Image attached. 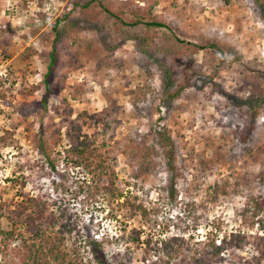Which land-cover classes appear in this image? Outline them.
<instances>
[{
	"label": "rangeland",
	"instance_id": "374dc122",
	"mask_svg": "<svg viewBox=\"0 0 264 264\" xmlns=\"http://www.w3.org/2000/svg\"><path fill=\"white\" fill-rule=\"evenodd\" d=\"M101 1L116 17L83 9L85 0H0V213L24 193L44 195L69 243L87 256L96 240L108 264H264V227L240 215L251 189L264 198V102L251 105L264 92V0ZM134 15L166 27L126 24ZM56 22L58 53L45 81ZM174 36L217 42L238 60L216 70L213 51L177 49ZM82 140L93 167L106 168L99 189L98 175L66 156ZM143 149L153 165L134 180ZM107 185L125 197L113 199ZM130 193L138 196L131 203ZM140 203L149 214H132ZM0 225L11 229L5 217ZM20 247V239L0 241V264H22Z\"/></svg>",
	"mask_w": 264,
	"mask_h": 264
},
{
	"label": "trees",
	"instance_id": "16d2710c",
	"mask_svg": "<svg viewBox=\"0 0 264 264\" xmlns=\"http://www.w3.org/2000/svg\"><path fill=\"white\" fill-rule=\"evenodd\" d=\"M85 4L81 7L83 9H90L93 6L102 7L103 11L112 17H116L115 13L109 10L106 6L103 5L101 0H85ZM135 19L133 22H126L128 25H136L138 23H144V25L148 27L154 28H162L166 27V25L160 21L155 20L154 18H146L144 16L134 15ZM53 30L55 32V38L53 42V49L51 51V64L49 66L48 72L45 74L44 79L47 81L51 74V67L56 61V54L58 53L57 42L60 39V31L58 29V23L56 22L53 25ZM175 41L177 42V49L180 47H185L193 51V50H207L210 49L213 51V58L210 60L211 66L219 70L226 63L236 62L238 60V55L235 49L228 48L227 51L217 48V42H208L204 45H198L191 41L180 40L176 36H174ZM229 54H233L231 57ZM226 55V56H225ZM231 58V59H230ZM234 60V61H233ZM223 61H226L223 63ZM189 84V79H186L185 85H181L175 90L168 93V100H173L178 97L182 90H184L185 86ZM131 95L136 96L138 91L132 90L130 91ZM256 100H251L253 102L254 109L258 108V101L264 102V92L263 90H259L258 96H255ZM47 101V96L44 97V102ZM80 131V128H78ZM167 131L165 130L163 134H161L162 140L166 141L169 148L165 152L166 164L170 172L175 173V158L173 154V142L170 136L165 135ZM66 156L70 161H74L76 165L81 166L85 165L89 168L92 174L98 175L100 178V173H105L106 168L104 165L100 164L93 167V162L91 158H86L89 154V142L87 141H78L77 144L70 145L69 148L65 150ZM150 151L148 149H143L140 153V158H138L139 165L133 167L132 172L130 173V178L137 180L142 177L145 171L150 169L153 165V159L150 158ZM95 163V162H94ZM117 181L115 173L112 171L111 175ZM114 180V181H115ZM175 181V174L169 183V188L173 192L175 191L173 183ZM102 178L99 179L96 189H99L103 184ZM115 182L111 181V185H114ZM125 187L129 188L134 186V188H140V185L137 182L124 181ZM25 185V181L23 182V186ZM229 185L227 183L224 184L222 193L225 195L229 194L227 187ZM105 189H108L111 192V197L113 199H121L125 197V193L121 191H116L110 185L104 186ZM218 190V187H214V191ZM97 191V190H96ZM215 193L217 194V192ZM95 193V192H94ZM20 202L11 209V206H8V214L5 215L3 212L0 213V220L2 217H5L9 224L11 225V229L9 231H3L0 225V241H4L7 245L12 240L20 239L21 247H20V257L22 264H108L106 257L104 255L102 246L96 240L88 239L87 243L89 246L87 256H84L81 253L80 248L74 242L69 243L67 240V234L70 231L67 229L66 225L61 223V214H57L53 207H55V202L50 201L49 198H45L44 195H35L30 196L27 193L22 194ZM132 199H138V196L130 193L129 198H125L127 202ZM129 200V201H128ZM192 206V204H191ZM133 213L139 214L145 213V215L149 214L148 210L143 206V204L132 205ZM243 218L244 222H247L251 227H254L255 224H259L260 227H264V198L261 196L259 189H251V191L245 197V205L240 214ZM199 217L195 216V222H198ZM197 227V225H196ZM193 228L194 230L196 229ZM211 231L206 236V244L212 246L214 248L213 255L217 257L222 251L221 246L216 245V239H213L210 235ZM28 235V236H26ZM225 242V239H223ZM167 247L170 243L165 244ZM168 257H172V252H167ZM195 260H198L194 258ZM200 261V260H198Z\"/></svg>",
	"mask_w": 264,
	"mask_h": 264
}]
</instances>
